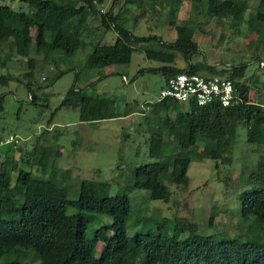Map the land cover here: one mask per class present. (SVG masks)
Here are the masks:
<instances>
[{"label": "trees", "instance_id": "obj_1", "mask_svg": "<svg viewBox=\"0 0 264 264\" xmlns=\"http://www.w3.org/2000/svg\"><path fill=\"white\" fill-rule=\"evenodd\" d=\"M118 1L113 0L104 12L105 0H0V50L10 45L16 57L25 60L28 70L22 79L29 92L35 69V60L29 57L34 38L36 51L44 62L53 56L72 58L78 51L90 49L84 68L101 71L126 65L134 52L142 51L146 59L161 65L153 72H162L165 80L178 73L212 76L201 72L205 65L192 62L198 45L190 27H176L173 42L157 35L136 36L124 27L123 18L115 11ZM139 1L124 0V4ZM154 1L175 7L182 0ZM192 1L204 4L209 17L229 19L236 27L246 23L252 33L264 40V0H259L249 19L245 18L249 10L245 0ZM16 2L26 5L28 12L14 9L11 3ZM92 15L99 17L103 30L88 21ZM32 28L38 32L36 37L30 33ZM108 31L116 34L112 45L103 43ZM262 44L264 48V41ZM177 54L184 60V67L174 65ZM244 67H233L229 72L238 98L236 105L199 107L194 103L179 111L174 120L167 115L161 118L162 130L152 132L148 146L151 161L134 169L130 191H145L149 200L168 203L171 192L163 180L177 186L187 184L194 158L210 161L216 169L230 164L231 147L240 124L247 129L248 143L263 141L264 109L250 101V87L238 81ZM9 81L10 78L0 77V83ZM34 101L32 97L31 102ZM115 102L111 98L89 97L73 85L55 112L61 108L77 109L79 122L93 125L119 117ZM179 104L164 99L152 106L158 115ZM126 115L130 114L125 111L123 116ZM35 162L39 173L12 166L17 171L14 181L4 165L0 168V264H25L29 253L40 264H264V157L248 176L249 188L239 196V215L241 222L247 223V230L228 238L202 234L198 226L180 218L146 220L142 223L146 231L129 236L126 221L133 206L128 194L111 196L107 183L81 182L78 196L68 200L65 184L69 172L54 166L51 150L41 149ZM67 207L75 213L67 214ZM85 213L105 215L112 222L94 229L88 238ZM98 245L101 252L95 256Z\"/></svg>", "mask_w": 264, "mask_h": 264}, {"label": "rangeland", "instance_id": "obj_2", "mask_svg": "<svg viewBox=\"0 0 264 264\" xmlns=\"http://www.w3.org/2000/svg\"><path fill=\"white\" fill-rule=\"evenodd\" d=\"M245 1L249 5L245 18L249 19L259 0ZM112 3L113 0H105L103 11H108ZM11 5L28 12L26 5L18 2ZM170 6L154 0H140L133 5L119 0L115 11L123 18L124 27L136 36L157 35L173 42L177 37L176 27H190L198 45L193 64L205 65L206 69L201 72L206 75L222 77H230L233 67L245 66L238 81L250 87V101L264 109V40L252 33L246 23L236 27L229 19L207 16L202 3L182 0L179 5ZM88 21L101 29L98 16L92 15ZM30 33L33 37L38 34L34 28ZM35 40L29 54L35 60L32 92L22 79L28 70L25 60L16 57L10 45L0 50V77L10 78L8 83H0L3 102L0 138L5 141L12 136L18 141L0 145V168L4 165L13 181L17 171L12 166L39 173L36 158L41 149L49 148L54 166L69 172L65 184L69 189L68 200L78 196L81 182L92 181L107 183L111 196L129 195L133 206L126 221L129 236L146 231L142 228L144 221L163 218L184 219L198 226L202 234H222L226 238L247 230V223L241 222L239 215V196L249 188L248 176L264 157V139L260 144L248 143L247 129L240 124L234 135L230 164L216 169L214 163L194 158L188 169L187 184L177 186L163 180L171 192L169 202L151 201L145 191H130L132 173L136 167L151 161L148 146L152 132L162 130L161 118L167 115L174 120L179 111L187 109V105L179 104L167 113L156 115L152 104L158 101L165 79L162 72L153 70L161 65L146 59L144 52L136 51L126 65H113L101 71L86 70L84 63L90 49L78 51L72 58L53 56L51 61L44 62L36 51ZM115 40L116 34L108 31L103 43L112 45ZM174 65L178 68L185 65L179 54ZM73 85L89 97L115 100L119 117L91 125L79 122L77 109L61 108L55 112ZM125 111L130 115L123 116ZM163 136L166 140L165 132ZM201 151L200 146L198 152ZM66 212L73 214L75 210L67 207ZM84 216L88 238L94 229L112 222L105 215L85 213ZM100 252L101 245H98L94 255ZM25 264L40 263L29 253Z\"/></svg>", "mask_w": 264, "mask_h": 264}, {"label": "built area", "instance_id": "obj_3", "mask_svg": "<svg viewBox=\"0 0 264 264\" xmlns=\"http://www.w3.org/2000/svg\"><path fill=\"white\" fill-rule=\"evenodd\" d=\"M164 99L184 105L195 103L199 107L211 104L229 107L238 103L230 78L193 73H178L167 78L159 91L158 101ZM17 142L15 138L9 137L0 145Z\"/></svg>", "mask_w": 264, "mask_h": 264}]
</instances>
